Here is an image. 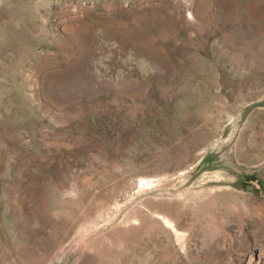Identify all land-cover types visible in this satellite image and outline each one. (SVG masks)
Listing matches in <instances>:
<instances>
[{"label": "rangeland", "instance_id": "374dc122", "mask_svg": "<svg viewBox=\"0 0 264 264\" xmlns=\"http://www.w3.org/2000/svg\"><path fill=\"white\" fill-rule=\"evenodd\" d=\"M0 264H264V0H0Z\"/></svg>", "mask_w": 264, "mask_h": 264}]
</instances>
